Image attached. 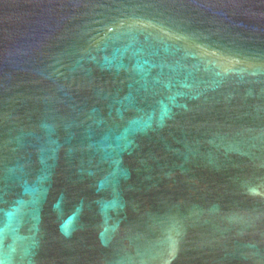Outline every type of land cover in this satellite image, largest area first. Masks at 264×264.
I'll return each mask as SVG.
<instances>
[{"label":"water","instance_id":"water-1","mask_svg":"<svg viewBox=\"0 0 264 264\" xmlns=\"http://www.w3.org/2000/svg\"><path fill=\"white\" fill-rule=\"evenodd\" d=\"M0 264H264V0H0Z\"/></svg>","mask_w":264,"mask_h":264}]
</instances>
